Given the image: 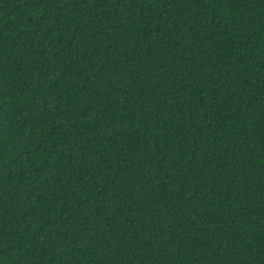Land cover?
<instances>
[{
	"label": "trees",
	"instance_id": "16d2710c",
	"mask_svg": "<svg viewBox=\"0 0 264 264\" xmlns=\"http://www.w3.org/2000/svg\"><path fill=\"white\" fill-rule=\"evenodd\" d=\"M0 264H264V0H0Z\"/></svg>",
	"mask_w": 264,
	"mask_h": 264
}]
</instances>
